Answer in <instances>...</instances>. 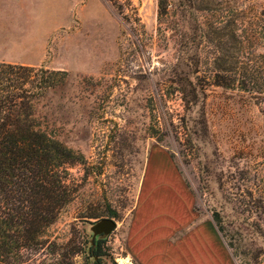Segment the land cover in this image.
I'll list each match as a JSON object with an SVG mask.
<instances>
[{
	"label": "rangeland",
	"instance_id": "1",
	"mask_svg": "<svg viewBox=\"0 0 264 264\" xmlns=\"http://www.w3.org/2000/svg\"><path fill=\"white\" fill-rule=\"evenodd\" d=\"M160 1L0 0V56L68 73L34 104L37 122L72 152L62 172L72 198L51 238L78 247L77 262L92 260L91 227L112 219L98 237L108 264H139L127 237L159 149L228 264H264V95L207 79L219 31L234 54L260 52L264 0H175L163 19Z\"/></svg>",
	"mask_w": 264,
	"mask_h": 264
},
{
	"label": "trees",
	"instance_id": "2",
	"mask_svg": "<svg viewBox=\"0 0 264 264\" xmlns=\"http://www.w3.org/2000/svg\"><path fill=\"white\" fill-rule=\"evenodd\" d=\"M212 1L200 0L204 5ZM194 3L188 0L189 6ZM170 4L175 5V0L160 1V19L169 14ZM257 25L260 52L253 57L250 52L234 54L226 34L218 32L217 54L211 60L214 69L207 74L212 84L264 95V12ZM200 61L197 56L196 64ZM195 73L197 86H204L198 70ZM56 75L61 79L55 80ZM67 75L0 62V264H108L99 238L88 251L92 260L84 262L75 260L78 247L51 238V227L72 198L62 175L72 152L37 122L34 104L63 84Z\"/></svg>",
	"mask_w": 264,
	"mask_h": 264
},
{
	"label": "crops",
	"instance_id": "3",
	"mask_svg": "<svg viewBox=\"0 0 264 264\" xmlns=\"http://www.w3.org/2000/svg\"><path fill=\"white\" fill-rule=\"evenodd\" d=\"M26 58L9 54L0 61L34 65L30 57L21 60ZM127 246L139 264H228L216 228L196 214L192 192L159 149L149 158Z\"/></svg>",
	"mask_w": 264,
	"mask_h": 264
},
{
	"label": "water",
	"instance_id": "4",
	"mask_svg": "<svg viewBox=\"0 0 264 264\" xmlns=\"http://www.w3.org/2000/svg\"><path fill=\"white\" fill-rule=\"evenodd\" d=\"M116 228V223L112 219H102L97 222H95L92 227L91 231L93 232V237L98 238L102 235H108L110 232H112ZM92 240V241H93Z\"/></svg>",
	"mask_w": 264,
	"mask_h": 264
}]
</instances>
